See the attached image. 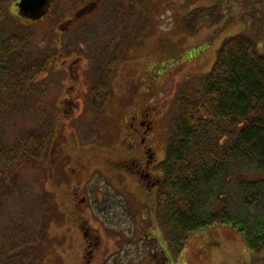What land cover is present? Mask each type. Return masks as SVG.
<instances>
[{
  "label": "rangeland",
  "instance_id": "1",
  "mask_svg": "<svg viewBox=\"0 0 264 264\" xmlns=\"http://www.w3.org/2000/svg\"><path fill=\"white\" fill-rule=\"evenodd\" d=\"M17 1L0 0V31L26 35L31 54L48 49L40 60L49 66L36 79L46 88L37 114L0 115V138L9 144L31 131L47 137L40 156L0 164V264H162L163 255L168 264H252L264 257L227 226L191 232L173 255L155 215V188L112 170L127 154L122 123L145 103L162 114L156 153L164 158L178 90L210 70L226 36H250L264 55V0H51L41 20ZM82 7L89 10L75 17ZM61 54L78 59L70 112ZM99 66L108 77L102 106L91 94ZM42 112L51 122H41ZM229 206L241 217L264 214L236 190Z\"/></svg>",
  "mask_w": 264,
  "mask_h": 264
},
{
  "label": "trees",
  "instance_id": "2",
  "mask_svg": "<svg viewBox=\"0 0 264 264\" xmlns=\"http://www.w3.org/2000/svg\"><path fill=\"white\" fill-rule=\"evenodd\" d=\"M3 33L1 30L0 115L18 110L37 114L43 96L40 91L46 88L36 79L49 66L40 56L50 51L31 54L25 48L26 35ZM102 68L96 70L98 78L91 90L93 101L101 106L108 78L101 75ZM92 108L99 107L94 104ZM46 113H39L43 123L51 122ZM46 137L31 131L9 144L0 138V164L13 166L28 156H40ZM159 169L155 215L173 255L191 232L209 226L231 227L253 250L264 246V214L247 218L231 214L228 208L236 190L247 206L264 209V55L250 36H226L210 70L178 90ZM167 260L163 255L162 264H168Z\"/></svg>",
  "mask_w": 264,
  "mask_h": 264
},
{
  "label": "flooded vegetation",
  "instance_id": "3",
  "mask_svg": "<svg viewBox=\"0 0 264 264\" xmlns=\"http://www.w3.org/2000/svg\"><path fill=\"white\" fill-rule=\"evenodd\" d=\"M18 1L16 2V5ZM50 2L51 0H48L44 11L49 10L51 4ZM25 14L30 16L29 13ZM43 17L44 15H41L37 20H41ZM73 19L74 18H68L65 20V23L69 24L71 21H73ZM64 57L65 56L61 54V65L65 67L67 75L70 74V77L68 75V78L71 81L72 77H74L72 72L73 70L75 71L78 66V59L74 60L69 56L65 58ZM71 89H73L72 81L70 82V85L66 86L64 93H68ZM70 95L68 93L64 95L63 98L64 103H66L69 108V110L66 112H70L72 107H76V104L73 102L72 96ZM159 114L160 112L157 106L150 105L149 103H145L139 107L137 106L128 112L122 123L124 132L121 138V148L127 154L125 156H118L121 158H119L116 163L114 162L115 164L112 166V170L116 167L119 168L121 172L129 174L134 178L136 177V182H140L143 187L146 188V191L147 189L150 191L154 188L156 190V186L160 182L159 175L156 174L158 166L161 162V160L158 159L159 156L156 153L157 143L160 136L159 129L157 130V128L160 124H162V114ZM1 175L3 180L4 174L1 173ZM81 232L83 237H93L92 235L88 234L87 230L83 229ZM95 237L96 240H98V236ZM84 242L88 244L86 240H84ZM259 251H264V246ZM252 264H264V257L260 256L258 259L254 260Z\"/></svg>",
  "mask_w": 264,
  "mask_h": 264
},
{
  "label": "water",
  "instance_id": "4",
  "mask_svg": "<svg viewBox=\"0 0 264 264\" xmlns=\"http://www.w3.org/2000/svg\"><path fill=\"white\" fill-rule=\"evenodd\" d=\"M47 2L48 0H19L17 3V7L21 12L29 13L30 17L36 18V17H40L43 14ZM84 8L80 9L75 14V17L85 13V11H83ZM1 180H2V175L0 173V182Z\"/></svg>",
  "mask_w": 264,
  "mask_h": 264
}]
</instances>
